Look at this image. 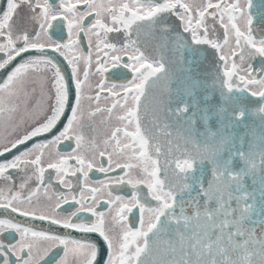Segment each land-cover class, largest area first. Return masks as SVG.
<instances>
[{"label": "snow or ice", "instance_id": "obj_1", "mask_svg": "<svg viewBox=\"0 0 264 264\" xmlns=\"http://www.w3.org/2000/svg\"><path fill=\"white\" fill-rule=\"evenodd\" d=\"M59 250L264 264V0H0V264Z\"/></svg>", "mask_w": 264, "mask_h": 264}, {"label": "flooded vegetation", "instance_id": "obj_2", "mask_svg": "<svg viewBox=\"0 0 264 264\" xmlns=\"http://www.w3.org/2000/svg\"><path fill=\"white\" fill-rule=\"evenodd\" d=\"M120 74H121V70L120 69H110L108 75H109L110 79H115V77L120 75ZM129 78H130V76H129ZM167 87L173 88L172 83L169 82ZM164 89H165V84L160 83V84H158L155 87L153 92H154L155 95L159 96V95L164 93ZM241 131H243V130H241ZM68 150L69 149H68L67 145H61L60 146V151H68ZM102 178H103L102 174H100L98 172L93 171L92 173H90V179L93 180V181L98 180V179H102ZM127 192H128V189L126 187H121V188L116 189V193L117 194L123 195V194H126ZM101 210H103V209H101ZM60 254H62V250L54 251L49 257L48 264H54V260L56 258H58V256Z\"/></svg>", "mask_w": 264, "mask_h": 264}]
</instances>
